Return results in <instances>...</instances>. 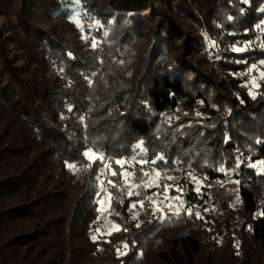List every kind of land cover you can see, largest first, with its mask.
<instances>
[{"label":"trees","instance_id":"obj_1","mask_svg":"<svg viewBox=\"0 0 264 264\" xmlns=\"http://www.w3.org/2000/svg\"><path fill=\"white\" fill-rule=\"evenodd\" d=\"M16 2L13 31L7 20V34L0 35V264H213L211 250L223 254L215 264H264V143L256 142L264 141V81L250 91L244 74L264 61V28H256L264 21V0H82L74 7L69 0ZM6 3L13 0H0L1 11ZM143 8L160 20L143 33L148 46L135 62ZM73 11L83 16L85 31L93 19L105 25L92 33L99 40L96 49L91 39H81ZM41 16L48 29L39 25ZM210 41L217 46L211 48ZM247 41V51H232ZM211 61L227 75L217 80L202 70ZM140 140L149 159L164 154L167 161H182L179 170L171 162L149 164V171L174 177L167 184L183 194L175 188L169 194L181 196L183 204L162 205L164 212L147 219L131 204L154 188L129 189L120 176L101 174L99 163L88 167L82 156L93 148L124 157ZM37 152L48 158L41 162ZM48 159L58 172L45 174L50 191L36 189L40 177L34 171ZM188 161L210 180L239 181L237 223L207 206L205 190H194L184 167ZM253 163L257 168L248 166ZM222 165L223 173L217 170ZM129 170L136 176L128 183L139 182V168ZM101 186L113 229L91 235ZM130 190L139 195L128 196ZM190 206H196L193 215L186 214ZM160 231L171 233L166 247H154V257H147ZM117 247L127 252L117 257ZM111 256L117 261L106 262Z\"/></svg>","mask_w":264,"mask_h":264},{"label":"rangeland","instance_id":"obj_2","mask_svg":"<svg viewBox=\"0 0 264 264\" xmlns=\"http://www.w3.org/2000/svg\"><path fill=\"white\" fill-rule=\"evenodd\" d=\"M6 3V6H4L3 11H1L2 7L0 5V35L5 36L7 34V29L5 28L6 26L8 27V23L9 26L11 28V30L13 31L14 28V23H16V19H15V14H16V9L18 8L17 6V2L16 0H13V3L8 4ZM147 12L146 14H144L143 16V21L140 23V35H138V39L136 41V52H134V61L137 62L138 60L140 61L141 57L140 55L144 53V50L147 48L148 46V38L147 36L143 35V33H146V35H148L147 32H149V27L148 25H156L157 22H159L160 17L156 16V18L150 17L148 16V12L149 10L146 8H143V12ZM4 14L6 15V17L4 16ZM171 16H173L174 18H178V16L172 12ZM8 20V23H7ZM178 20V19H177ZM39 25H41L43 28H47L49 26V23L46 21V19L41 16V19L38 20ZM192 23V21H191ZM198 32V29H195V33ZM68 38H72L73 40L76 41V38L74 36V33L70 32V31H66L65 34ZM177 43L180 45V40L177 39ZM249 41L246 42V46L248 45ZM81 48V47H80ZM12 49V48H11ZM11 49H9V51H11ZM81 49H84L83 52H85V50L87 49V46L83 45ZM181 49H179V47L177 48L176 52H180ZM19 54V53H17ZM140 57V58H139ZM190 57V56H189ZM192 58V57H191ZM194 60V58H192ZM138 61V62H139ZM135 67V63H133V68ZM133 70V69H132ZM202 70H204L207 74H209L210 76H212L213 78H216L217 80L221 79L222 77H225L227 74L225 71H223V69L219 68L215 61H211L209 64H205L202 66ZM259 71H262V69L259 68ZM245 72L244 74L247 76V81L246 84L249 85L250 81L252 80L254 74L252 73H247ZM256 86H249V90L252 91ZM215 93L214 90H211L210 94L213 96ZM229 113V109L225 108L224 110H222V112L220 113L223 117H226ZM118 134H115L113 136V138H115ZM43 148H46L43 147ZM34 156L36 155H40V161L42 162L44 159L48 158V154L47 153H33ZM109 157L113 158V163L111 166V170H113L114 168L116 170H118L119 172L121 171L120 166L116 165L114 163V160L116 158L119 157H114L111 156V154L108 155ZM184 156V155H183ZM126 157V155L124 156ZM186 169H188L191 172H194L195 177L197 178V181L199 182V184H195V188L197 186H200V191L205 190L207 192V198H206V202H207V206L217 215L221 216L222 218H224V221L230 222V221H235L237 215H238V205H239V197H238V183H236V179L231 177V178H227L225 180H220V179H214V180H210L209 178H207V176L203 173V170L200 168H196L193 165L190 164V161L185 163L184 166ZM175 170H179L180 169V165H176L174 166ZM108 173L111 174L110 170H107ZM149 171V169L147 170ZM159 171L163 174V172L159 169ZM54 172L57 173L58 170L56 168H54L53 164L50 162V160L48 159L47 161L45 160L44 163V168L39 171V170H35L34 173L37 174V186L36 189H39L40 187H42V189L44 188V191L49 190V186L46 187V184H44L45 180V174H50L51 176H55ZM152 180L153 186H151V188H154L153 191L147 192L145 198L142 200L143 201V206L141 207L139 203H136L137 206L135 208V211L141 215V217H145L146 219L150 217L151 214H153L155 211H157L158 208H162V205H169V204H174L175 201H165L163 204L160 203H154L153 201H159L162 199V197H153V193H158V191L161 190V188L156 187L155 183L159 182L160 184H167V182L172 181V180H168L166 178V176L161 175L160 177H155L154 173L153 176L150 178ZM48 181V180H47ZM57 181V179L55 180ZM52 184V183H51ZM53 185V184H52ZM104 186H101L100 188V193L99 196L97 197L96 201L99 200L101 201L100 203H97V215L98 217L92 222L90 223L89 226V233L91 235H97V234H107L108 232H110L113 229V225L111 224V222L109 221L108 217H109V212H108V205H109V196L106 193H104ZM50 191V190H49ZM107 194V195H106ZM168 195L170 197H177V195L175 196H171L169 193ZM161 213V212H160ZM233 219V220H232ZM237 223V220H236ZM171 233H165L163 231H160L155 239H151V244L150 246H152V249L147 250L146 255L147 257L150 256L151 258L154 257L153 255V249L154 247H156V249L160 250V248H165L166 245H164L167 241V239L169 238V235ZM218 235V234H217ZM216 235V236H217ZM218 238V237H216ZM155 244V246H154ZM151 248V247H150ZM116 251V256L120 257L121 255H123L124 253L127 252V249L122 248L119 249V247H117ZM123 253V254H121ZM113 254H114V250H113ZM149 254V255H148ZM113 258L111 256V258L106 261V262H116L117 258ZM210 258L213 261V264L217 263L219 261V259L223 256L222 253H220L219 251H215V250H211L210 252ZM147 262V259H146ZM105 263V262H103Z\"/></svg>","mask_w":264,"mask_h":264},{"label":"snow or ice","instance_id":"obj_3","mask_svg":"<svg viewBox=\"0 0 264 264\" xmlns=\"http://www.w3.org/2000/svg\"><path fill=\"white\" fill-rule=\"evenodd\" d=\"M248 2H249V0H243V3H245V4H247ZM69 4H70V6H73V7L74 6H79V5L82 4V0H69ZM262 11H264V10H262ZM241 12H243V9H241ZM85 15H87V14L85 13ZM70 19L72 20V22L74 24L77 25L78 28H80L81 33H82L81 34V39L86 40V41L91 39L92 43H91L90 46H91V48L96 49L98 47L99 40H98V37L94 36L92 33L94 31L98 32L105 25L100 20L93 19V22L87 26V30L85 31V26H84V23H83V19L84 18L81 15L80 12L73 11L71 16H70ZM227 19L231 21L233 19V17L228 16ZM256 28H258V29L264 28V21H262L260 24H257ZM102 35L103 36H107V32H103ZM209 46L211 48H215L217 45H216L215 41H210L209 42ZM248 47H250V45L245 46L243 48H241V47H233L232 51H234V52L247 51ZM261 47L264 48V45H261ZM68 55L71 57L72 54L68 53ZM99 62L103 63V60H100ZM237 62L239 63L240 61H237ZM120 63H123V61H120ZM260 65H264V61L260 62V64H252L248 68L247 73H252L254 71H257L258 72V76H253L252 80L250 81V84L249 85H245L246 87H249L250 85L258 87L259 84L257 83V81L258 80L264 81V71H259ZM60 71H63V69H60ZM86 79H87V77H86ZM249 94L253 96V99L256 98L255 95L252 92H250ZM201 103H203V101H201ZM68 111L71 112L72 108L69 107ZM197 115L199 116L200 114L197 113ZM80 119H81V121H83L84 117H81ZM170 120H171V118H169V121ZM181 127H183V126H181ZM229 142H230V139L226 138L225 143H229ZM256 142L258 144L259 143H264V141L259 140V139ZM131 149H132L131 157H119V158H116L114 160V163L116 165L120 166V169H121L120 172H117L115 170H111V166H112V163H113V158L107 156L104 153L98 152V150H96V149L87 148L85 151H83L82 156L88 159V161H89L88 167H92L93 164L99 163L100 167L102 169L101 174H103L104 170H110L111 171V176H113V177L120 176L121 179L125 183V187H127L129 189L138 188V187H151V186H153L152 180L150 179L153 176V173H154L155 177H160L161 175H164V176H166V178L168 180H173L174 179V177H172L170 175H167L166 173L162 174L156 168H153L151 171H145L144 168H143L144 164L156 165L158 162H165V163L171 162V163H174L176 165L182 164V161H180L179 159H177L175 161H167L164 154H156L153 159L146 158L147 157V153H148V148L146 147L145 141H143V140H140L137 143L133 144L131 146ZM93 157H95V159H93ZM134 164H139L140 165V168H139L140 180H139V182H136L135 180H133L132 183H128L130 178H134L136 176V171L135 170H129V168L132 165H134ZM259 164L260 165H264V160L259 161ZM240 166H241V162L238 161L237 164H236V168H239ZM248 166L251 167V168H254V169L257 168V164L256 163L250 164ZM66 167L69 170H77V164L74 163V162H66ZM217 170L223 173V172H225L226 169L222 165ZM233 171H235V170L233 169ZM261 174H264V173H261ZM187 175H188L189 180L192 183L197 184V185L199 184V182L197 181V178L195 177V175H193L191 172H189ZM144 178H149V179L145 180ZM236 183H239V181H236ZM108 184L112 185L113 188L116 187V182L113 181V180H109ZM155 186L159 187V188H162L163 191H162V193H153V197H162V199L160 201H158V202L154 200L153 201L154 203L163 204L165 201H179L180 204H183V200H182L181 196L170 197L168 195L169 190L172 189V188H175V191L180 192L181 194H183V189L182 188H180V187H178V186H176L174 184H160L159 182H156ZM194 190L197 193H200V190H201L200 186H197ZM127 194H128V196H132V195H137L138 196L139 195L138 192H133L131 190L128 191ZM109 195H111V193H109ZM95 196L98 197L99 196V192H96ZM96 202L100 203L101 201L97 200ZM138 203L140 204L141 207L143 206V201L142 200L138 201ZM136 206H137L136 203L131 204V208H133V209L136 208ZM168 207L171 208L172 205L169 204ZM194 207H196V206L187 207L186 208V214L193 215V208ZM157 211L164 212V209L163 208H158ZM204 211H208V209H204ZM194 214H195L197 219H203L204 218L202 216L201 212H199V211L195 212ZM137 226H139V225H137ZM124 230L126 231L127 229H124ZM92 239H93V241H95L96 237L93 236ZM127 246L128 245H125V247H127ZM121 254H123V253H121Z\"/></svg>","mask_w":264,"mask_h":264},{"label":"built area","instance_id":"obj_4","mask_svg":"<svg viewBox=\"0 0 264 264\" xmlns=\"http://www.w3.org/2000/svg\"><path fill=\"white\" fill-rule=\"evenodd\" d=\"M131 155H132V152L129 153V154H127L126 157H131ZM146 158L149 159V156L147 155ZM243 160H244L245 162H249V161H250V156H244ZM132 166H134V167H136V168H140V165H139V164H134V165H132ZM143 168H144L145 171H147V170L149 169V164H144V165H143Z\"/></svg>","mask_w":264,"mask_h":264}]
</instances>
